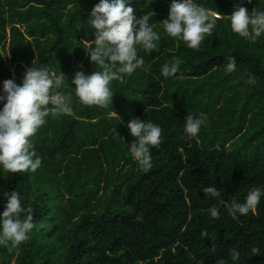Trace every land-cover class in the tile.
<instances>
[{
  "label": "trees",
  "instance_id": "16d2710c",
  "mask_svg": "<svg viewBox=\"0 0 264 264\" xmlns=\"http://www.w3.org/2000/svg\"><path fill=\"white\" fill-rule=\"evenodd\" d=\"M97 2L0 0V84L20 83L34 61L64 74L74 109L50 115L31 137L42 161L35 172L0 171V211L2 193L16 190L35 224L19 246L0 244V264H234L232 247L238 264H264V197L246 215L228 211L264 187V36L252 43L231 31L226 15L240 0H197L221 18L199 49L188 48L163 31L171 0H130L137 18L156 25L159 51L139 49L145 65L112 81L108 108L84 105L70 82L95 70L82 47L94 38L87 18ZM243 6L264 8V0ZM173 58L183 63L165 78L160 69ZM200 114L191 137L184 119ZM137 117L162 129L149 169L128 150L127 121ZM207 185L221 197H206Z\"/></svg>",
  "mask_w": 264,
  "mask_h": 264
},
{
  "label": "clouds",
  "instance_id": "9594fccd",
  "mask_svg": "<svg viewBox=\"0 0 264 264\" xmlns=\"http://www.w3.org/2000/svg\"><path fill=\"white\" fill-rule=\"evenodd\" d=\"M251 2V0H247ZM244 0L234 5L231 14L226 15L232 32L255 43L264 36V8L254 7L251 11L243 6ZM221 13L206 7L197 0H171L167 17L161 21L164 33L183 41L188 48L199 49L206 35L212 34ZM87 24L94 31V38L84 40L86 51L94 71L85 74L76 71L70 84L75 97L84 105L108 108L112 105V81H123L138 68L145 65L139 49L151 53L159 51L161 35L150 23L148 14L137 18L130 0H98L91 8ZM225 65L228 72L235 71L236 58L229 56ZM183 61L173 58L165 62L160 71L165 78L174 77ZM66 77L60 71L54 73L48 67L32 61L25 68L20 83L9 78L0 84V171L8 173L35 172L41 166V156L33 146L31 137L45 125L51 116L73 115L72 93L65 92ZM68 81V80H67ZM204 115H186L184 132L195 137L204 122ZM129 133L135 139L128 150L132 158L144 169L152 167L150 146L160 143V125L130 118L127 121ZM206 197L220 198L221 192L215 185L202 188ZM3 211H0V244L15 248L29 239L35 227L33 210L23 203L22 195L16 191H6ZM264 197V187H253L243 202L233 200L228 206L233 218L237 214L246 215L255 210ZM209 214L219 218V209L211 207ZM254 254L259 248H252ZM234 264L240 261V251L236 247L229 250Z\"/></svg>",
  "mask_w": 264,
  "mask_h": 264
},
{
  "label": "rangeland",
  "instance_id": "374dc122",
  "mask_svg": "<svg viewBox=\"0 0 264 264\" xmlns=\"http://www.w3.org/2000/svg\"><path fill=\"white\" fill-rule=\"evenodd\" d=\"M8 59H9V58L7 57V62H8Z\"/></svg>",
  "mask_w": 264,
  "mask_h": 264
}]
</instances>
